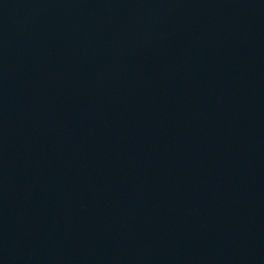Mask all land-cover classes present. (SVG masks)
Masks as SVG:
<instances>
[{"label": "water", "instance_id": "obj_1", "mask_svg": "<svg viewBox=\"0 0 264 264\" xmlns=\"http://www.w3.org/2000/svg\"><path fill=\"white\" fill-rule=\"evenodd\" d=\"M0 264H264V0H0Z\"/></svg>", "mask_w": 264, "mask_h": 264}]
</instances>
